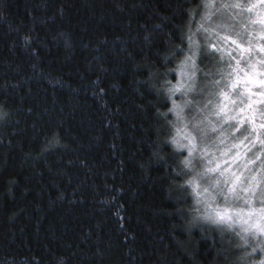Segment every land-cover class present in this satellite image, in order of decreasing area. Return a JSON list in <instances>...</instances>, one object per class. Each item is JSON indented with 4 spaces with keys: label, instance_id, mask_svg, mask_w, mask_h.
<instances>
[{
    "label": "trees",
    "instance_id": "trees-1",
    "mask_svg": "<svg viewBox=\"0 0 264 264\" xmlns=\"http://www.w3.org/2000/svg\"><path fill=\"white\" fill-rule=\"evenodd\" d=\"M207 1L0 0V264H245L186 183L206 157L178 146L182 97L210 116L208 157L253 134L217 108L239 49Z\"/></svg>",
    "mask_w": 264,
    "mask_h": 264
},
{
    "label": "rangeland",
    "instance_id": "rangeland-1",
    "mask_svg": "<svg viewBox=\"0 0 264 264\" xmlns=\"http://www.w3.org/2000/svg\"><path fill=\"white\" fill-rule=\"evenodd\" d=\"M207 5H211L207 9L210 13L209 19L213 23L220 17V21L225 26L228 23V29L231 30V23H235L234 35L227 37L225 34H221V36L225 40L231 39L239 49L237 55L239 57L236 56V61L232 65L234 70L229 78L228 86L231 88L229 92L227 91L228 98L221 97L217 101V108L220 112L218 106L222 101L226 105V110L220 112V115L225 117L224 123L233 118H239L241 123L250 119L253 134L249 136L245 132L242 133L241 138L237 139L236 147L232 153H230V145L233 138L231 134H228L225 138L226 142H230L228 158L223 154L226 148L223 152L208 157V143H211L214 138L210 116H202L197 120L191 119L188 115L190 114L189 107L186 106L188 100L182 97L177 101L178 117L177 115L175 117L178 122L182 123L183 128H186L183 134H188V143L184 140L185 143L183 142L181 145L187 149L191 140L193 151L190 154L195 165L196 159L206 157L205 165L201 167V171L195 173L197 175L196 185H198L196 190L201 192L200 203L205 211V217L215 223L239 231L237 237L243 250L245 264H248L252 255L254 258L250 264H264V231H258L256 227H253V225L264 227V135L260 128V120H258L261 113L258 111L259 105L264 101V87H261L259 83L246 80V73L252 74V66L256 68L254 80H264V69L258 63V61H264V52L261 51V48H264V0H208ZM248 22L249 25H247ZM238 23L242 24V29H238ZM246 25L247 30L244 28ZM205 31L208 32V29ZM248 43L251 44L247 45ZM184 67H186L184 71L181 69L179 85H185L184 89L180 90L186 93L192 89L188 83L191 79L188 68L191 67L189 64ZM233 83H235L236 91H232ZM206 95L208 92L205 91L204 96ZM184 103L186 104L184 105ZM203 107L206 113L211 107V102L209 103L207 99ZM215 108L216 106L212 103L211 109L214 111ZM224 132L220 130V134ZM208 169H215L217 172L213 177L215 183H222V187L219 189H214L210 181L207 184H200L198 179L200 175L207 176L213 172H209ZM220 173L223 178L217 177ZM205 188L208 189L207 192H204ZM229 188H232L233 191L229 192ZM225 194H227V198ZM210 197H214V199ZM214 209L227 210L226 214L231 216L234 222L228 223L215 219Z\"/></svg>",
    "mask_w": 264,
    "mask_h": 264
},
{
    "label": "snow or ice",
    "instance_id": "snow-or-ice-1",
    "mask_svg": "<svg viewBox=\"0 0 264 264\" xmlns=\"http://www.w3.org/2000/svg\"><path fill=\"white\" fill-rule=\"evenodd\" d=\"M206 7H211V5H206ZM213 47H215V45H213ZM261 51L264 52V48H261ZM258 63L261 65V68L264 69V61H258ZM255 75H256V68H255V66H252V74L249 75V74L246 73V80L251 81L252 83H259L261 85V87H264V80L255 81L254 80V76ZM180 86L181 85L178 84L176 87L179 88ZM232 87H235V83L232 84ZM220 95L222 97H224L225 99L228 98V94L223 92V91L220 92ZM218 107L220 108V112H224L226 110V105L223 103V101L221 102V104ZM262 127H264V125H262ZM178 146L179 147H184V145H178ZM187 150H188L189 153H192V151H193V147L191 146V140L189 141V146H187ZM189 163H190L189 160L186 158L185 159V164L188 165ZM208 171L209 172L215 171V169H208ZM186 183L192 184L194 189L196 187H198V185L194 184V182L191 181V180L187 181ZM207 191H208V189L205 188L204 192H207ZM232 191H233V189L229 188V192H232ZM196 194L198 196L201 195L200 192H197ZM225 195H226V198H227V194H225ZM210 198L214 199V197H210ZM213 211L215 212V217H214L215 219L223 221V222H228V223H233L234 222L232 220V217L226 214L227 210L221 211L219 209H214ZM253 227H256L258 231H264V227H262V226L253 225ZM244 230L247 231L248 229H244Z\"/></svg>",
    "mask_w": 264,
    "mask_h": 264
}]
</instances>
